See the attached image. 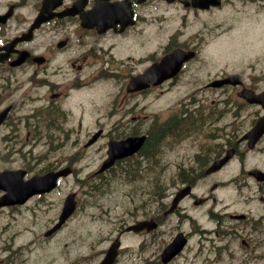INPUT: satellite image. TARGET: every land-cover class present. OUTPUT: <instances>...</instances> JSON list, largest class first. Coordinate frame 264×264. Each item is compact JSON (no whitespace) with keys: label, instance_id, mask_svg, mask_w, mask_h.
<instances>
[{"label":"flooded vegetation","instance_id":"1","mask_svg":"<svg viewBox=\"0 0 264 264\" xmlns=\"http://www.w3.org/2000/svg\"><path fill=\"white\" fill-rule=\"evenodd\" d=\"M179 1L50 0L46 3V0H0V111L3 109L4 100L10 108L0 124V176L7 179L9 172L22 169L24 171L23 179H29L33 175V177L41 176L35 174L56 171L67 166L66 159L58 161L50 153L64 151L66 145L77 141L72 137L73 135L69 136L68 132L76 128L73 120L77 117V113L82 111V101L76 100L75 96L78 95L79 90L84 87L86 82L79 78V71L87 63L115 62L118 58L115 51H122L116 48V38L122 35H125L127 39V47L124 51H136L135 55L128 54L126 62L141 61L145 66L143 70L145 71L148 68L147 52L141 54L137 51L148 50L144 47L138 48L131 45L137 43L142 35L143 38H146L149 30L148 23H158L157 28L163 30L164 20L163 16H148L147 6L148 4L159 5L164 11L170 12L168 28L175 25L186 27V15H181L175 21L176 5ZM239 1L241 4L244 1L256 2L264 7V0ZM130 12L133 15L129 19L132 24L127 25L126 13ZM116 13L119 15L118 18H116ZM99 21L105 23H99L96 26ZM105 25L109 28L101 32ZM118 30L123 32L118 33ZM175 35L177 38L179 37L174 28L166 36L168 41L173 39V45L169 51L175 50ZM169 43L151 51H167ZM154 56L155 53H152L151 62L154 61ZM16 60H21V62L15 63ZM183 67V70L190 69V62L185 63ZM27 76L30 79L27 87L11 82L17 77L25 79ZM176 77L173 79L174 83ZM181 80L186 87L197 85V82L194 79H189L188 75L183 76ZM204 88L207 87L204 86ZM226 89H230L231 93L224 101V106L230 109L226 116L231 119L228 125L231 127V133L225 132L224 136L232 134L241 136L234 139L233 143H230L231 139H228V144L221 148L200 149L198 154L192 158L194 168H204L213 160L224 156L228 149L233 148L232 157L240 159L241 171L244 169L247 156L249 153H253V165L249 166L247 170L257 169L264 172V134L253 150L246 149V142L237 143L243 140V135L247 132L242 133L241 130L248 119H250V127L247 130L256 123L263 114V110L260 106L253 105L254 111L244 114L242 109L248 105L233 95L236 93L234 88ZM130 97V95H125L120 100L119 104L120 107H123V111L119 113L120 109H118V117L112 121L110 130L114 137L109 140H120L132 135V121L133 119L137 121L138 117L132 116ZM113 115L114 113L110 117ZM218 118H223V115L220 113ZM99 129L102 130L100 135L102 136L104 129L102 127ZM141 132H135L134 135ZM155 139L156 134L150 138L151 141ZM241 146L244 148L241 149ZM42 152L45 153L41 154ZM20 153L25 157L22 164L19 162ZM45 162H47L46 165ZM59 171H64V169ZM73 171L74 168L71 167V173ZM199 173L191 178L187 174H178L179 182H182L183 185H190L191 190L189 195L179 202L175 209V217L186 215L187 208L183 206V203L196 197L195 187L202 179L203 170H200ZM233 182H240V178L234 179ZM57 183H59L58 180ZM255 183L259 195L258 200L263 203L264 181ZM214 185L218 184L215 182ZM3 193L4 191L0 190V197ZM49 194H38L31 196L23 203L1 206L0 211L8 210L12 213H19L22 209H28L34 198H41ZM214 198L211 195L203 196L200 204L209 201L215 202ZM192 204L194 205V203ZM261 209L263 207L253 209L255 221H257V213L258 220L264 222V213ZM26 227L31 228L33 225L30 224ZM196 234L199 238L196 240L194 236H191V243L182 253L185 255L182 264H194L197 260L202 259L207 243L214 240V236L211 235L216 234V229L211 231L204 227ZM119 235L121 236V232ZM184 235L188 240L190 234L184 233ZM17 236L18 229L15 230L14 226L0 225V253H5V255H0V264L5 263L6 259L8 260L6 264H9L12 257L11 251L17 246L15 241ZM47 239H51V236ZM179 255L175 256V259ZM148 263L161 264L159 256H155Z\"/></svg>","mask_w":264,"mask_h":264},{"label":"rangeland","instance_id":"2","mask_svg":"<svg viewBox=\"0 0 264 264\" xmlns=\"http://www.w3.org/2000/svg\"><path fill=\"white\" fill-rule=\"evenodd\" d=\"M246 28V26L242 28L241 34L247 32ZM258 44L264 45V39L260 38ZM213 51H217L215 47L211 52L213 53ZM256 51H264V48L257 46L256 49L254 44H250L248 51L237 48L226 56L225 63L231 65L240 60L253 61L256 58ZM207 56L209 55L207 54ZM212 60L220 62L219 58L214 55ZM182 89L162 87L132 97V114L141 115V118L145 117L142 126L139 123L132 124V132L134 133L141 127L143 130L150 126L156 129L171 115L174 103L176 109V102L182 95ZM86 120L87 124H92L90 117H87ZM68 134L73 135L74 139L77 138L75 143L79 141L74 150L75 152L81 151L82 163L83 165L87 164L84 171L94 168L105 153L104 142L106 139L102 137L94 148L82 152L90 135H81L79 124L76 125L75 129H71ZM206 143L213 145L215 142L213 140L200 141L198 134L175 139V143L172 137L164 136L153 148H156V153L150 158L145 156L134 157L92 182H74L70 179L63 182L58 191L51 197V209L48 212H36L37 220L34 230L29 228L27 231L25 230L26 227H20L17 243L23 245L33 240L21 255L24 258L23 264H72L80 254L86 255L85 257L93 262L92 255L108 245L111 237L116 234L114 231L116 226L151 216H160L161 211L168 205L174 194L175 188L180 185L177 174L183 169H187V167L182 166V162L188 159L187 155ZM19 162H24L22 153H20ZM132 164H140V171L135 177H130L124 168L129 169ZM250 165V160H248L244 168ZM239 171L238 162L233 161L227 174L231 175V173H239ZM213 181V178L201 179L197 184V194H206ZM230 187L232 190H230ZM70 190H75L77 193V206L73 213L74 216L51 239H44L42 232L50 224L48 219L52 221L56 217L63 197ZM216 196L218 198L217 207L226 208L225 206L229 205L231 208L254 209L257 203L255 201L257 196L256 185L254 181L249 179H243L240 184L225 182L223 187L216 191ZM185 204L189 207L188 212L192 219L197 217L199 222L204 221L203 227L211 231L216 229V234L211 236H214V242L217 245L225 243L230 238L232 245L237 247L236 241H234L236 230L250 238L256 235L253 232L252 223L244 225L226 221L224 226L220 227L223 230H220L217 224L209 222V218L201 217L204 213L202 207L193 208L189 201ZM217 209L215 208V210ZM22 217L20 222L28 225L30 222L26 216ZM3 222H6V220ZM162 223L161 231L146 237L144 244L138 248L126 249L119 263L117 261L116 264H139L143 256L152 259L162 243L166 242L177 228L194 230L198 227L190 218L185 216L177 218L175 214L163 219ZM192 233L194 239L197 240L199 238L198 234ZM208 245L209 243H207ZM235 257L253 258L250 253L245 254L240 249H237ZM78 261V264H89L83 258H78ZM145 264H148V262ZM172 264H175V261ZM249 264H263V261L255 262L252 260Z\"/></svg>","mask_w":264,"mask_h":264},{"label":"water","instance_id":"3","mask_svg":"<svg viewBox=\"0 0 264 264\" xmlns=\"http://www.w3.org/2000/svg\"><path fill=\"white\" fill-rule=\"evenodd\" d=\"M70 208H72V205L70 203V200L68 201V204H67Z\"/></svg>","mask_w":264,"mask_h":264}]
</instances>
